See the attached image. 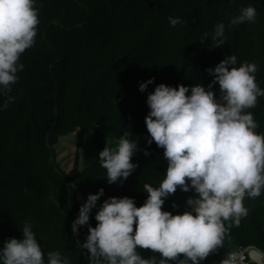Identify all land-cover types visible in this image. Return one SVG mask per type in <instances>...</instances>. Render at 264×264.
<instances>
[{
    "label": "trees",
    "instance_id": "obj_1",
    "mask_svg": "<svg viewBox=\"0 0 264 264\" xmlns=\"http://www.w3.org/2000/svg\"><path fill=\"white\" fill-rule=\"evenodd\" d=\"M249 5L257 10L255 22L230 25ZM37 7L35 43L20 56L24 68L10 92L0 90V249L10 238L22 239L29 222L45 258L60 251L71 264H91L88 250L77 244L86 241L88 226L72 231L88 195L104 189L90 216L95 227L104 200L129 197L142 206L148 195L143 185L158 187L166 176L164 149L148 143V94L161 83L207 87L214 79L207 70L230 55L237 57L234 67L256 63V82L264 89V0H37ZM169 17L181 23L173 27ZM221 22L226 43L215 47L211 36L201 42ZM151 78L141 92L139 85ZM213 91L219 97L218 82ZM7 96L14 100L5 109ZM246 111L259 125L256 133H264V96ZM125 132L138 141L132 161L138 167L123 183L108 184L99 153ZM89 135L94 159L80 169ZM69 136L71 151L60 158L61 139ZM195 195L178 189L162 210L182 214ZM243 203L248 216L201 264H220L236 247L264 249V190L255 198L245 195Z\"/></svg>",
    "mask_w": 264,
    "mask_h": 264
},
{
    "label": "clouds",
    "instance_id": "obj_2",
    "mask_svg": "<svg viewBox=\"0 0 264 264\" xmlns=\"http://www.w3.org/2000/svg\"><path fill=\"white\" fill-rule=\"evenodd\" d=\"M37 0H0V86L5 95L18 80L24 65L20 56L35 43L39 24ZM257 10L249 5L240 9L230 25L255 22ZM173 27L179 17H169ZM226 25L221 22L211 36L215 47L226 43ZM235 55L227 56L207 71L212 82L178 87L159 84L149 93L150 108L145 123L154 141L164 149L166 176L158 187L145 183L147 199L137 207L134 198L110 197L99 207L95 227L89 223L92 209L105 195L101 188L89 194L73 221L78 234L87 225L89 235L80 244L90 254L91 264H201L210 254L224 248L229 231L239 227L249 210L244 197L255 198L264 190V133L246 111L264 96L256 82V63L239 67ZM151 78L139 85L144 92L154 83ZM219 84V97L213 91ZM190 93V94H189ZM14 97L7 96L3 108ZM138 141L125 132L115 146L106 144L99 153L101 167L107 170V183H123L137 169L133 157ZM147 155V151L145 152ZM180 189L194 191L187 209L173 215L162 210L165 201ZM225 222H228L227 225ZM79 226V229H78ZM138 249H150L159 256L145 258ZM0 264H71L60 251H42L33 226L25 222L22 239L10 238L0 249ZM220 264H264V249L250 244L228 250Z\"/></svg>",
    "mask_w": 264,
    "mask_h": 264
},
{
    "label": "rangeland",
    "instance_id": "obj_3",
    "mask_svg": "<svg viewBox=\"0 0 264 264\" xmlns=\"http://www.w3.org/2000/svg\"><path fill=\"white\" fill-rule=\"evenodd\" d=\"M90 136H88V143L86 146H84L82 148V156H81V167L80 169H82L84 167V165L86 164H90L92 162V160L94 159V144L91 142L90 143ZM74 141V136H69L67 138H63L61 139V142H60V146L58 147L57 149V152H58V155L59 157L61 158L62 157H65L69 154V152L71 151V145Z\"/></svg>",
    "mask_w": 264,
    "mask_h": 264
},
{
    "label": "built area",
    "instance_id": "obj_4",
    "mask_svg": "<svg viewBox=\"0 0 264 264\" xmlns=\"http://www.w3.org/2000/svg\"><path fill=\"white\" fill-rule=\"evenodd\" d=\"M78 229H79V226H78Z\"/></svg>",
    "mask_w": 264,
    "mask_h": 264
}]
</instances>
